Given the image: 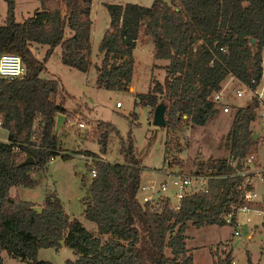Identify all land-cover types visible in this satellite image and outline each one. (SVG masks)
<instances>
[{"label": "trees", "instance_id": "16d2710c", "mask_svg": "<svg viewBox=\"0 0 264 264\" xmlns=\"http://www.w3.org/2000/svg\"><path fill=\"white\" fill-rule=\"evenodd\" d=\"M3 1L0 53L17 54L24 73L12 81L0 78L1 128L7 134L0 141V253L6 251L23 264H53L37 260L38 249L64 246L73 258L63 264H195L185 245L187 223L226 225L220 215L230 211V201L238 203L240 194L235 191L240 180L235 175L237 162L256 143L248 126L255 120L257 98L235 109L224 137L229 157L202 163L218 178L208 181L207 192L186 195L178 210H169L163 199L139 203L141 169L128 131L118 139L121 162L85 152L95 158V176L87 185L83 216L96 225V233L69 217L54 193L44 195L36 212L32 203L11 197L9 191L18 185L32 188L31 171L59 153L53 127L56 115L65 114L55 101L58 82L39 74L46 70L55 46L60 47L63 65L87 71L91 0H38L39 9L21 22L14 19V0ZM151 1L149 6L105 2L109 23L97 45L102 58L96 66L97 87L125 91L132 77V50L141 32L152 39V57L168 63L162 81L136 93L133 105L152 110L164 104L166 128L174 129L183 115L200 127L214 117L218 110L210 96L227 75L255 91L262 77L264 0H168L174 5ZM33 43L46 47L40 58L30 50ZM97 126L98 150L105 153L109 135L119 134L110 122L99 121ZM28 157L32 163L20 165ZM245 257L246 264H254ZM0 264H4L1 258ZM216 264H231L230 252Z\"/></svg>", "mask_w": 264, "mask_h": 264}, {"label": "rangeland", "instance_id": "374dc122", "mask_svg": "<svg viewBox=\"0 0 264 264\" xmlns=\"http://www.w3.org/2000/svg\"><path fill=\"white\" fill-rule=\"evenodd\" d=\"M16 8L14 19L21 22L32 15L35 9H39L38 0H15ZM168 4L170 1L165 0ZM176 1V0H174ZM105 2L124 4L137 3L139 5H150L151 0H91L90 18L92 21L89 33L90 40V63L85 73L75 68L63 65L59 59L60 47L55 46L48 62L46 70L41 73V78L55 79L58 87L55 92V101L62 105L64 121L55 133L57 135L59 153L41 167L31 171L30 176L35 185L32 188L18 185L10 188L11 197H19L32 203L35 207L42 204L46 193H54L58 196L63 210L71 218H76L88 231L96 233V225L87 221L83 216L85 200L89 194L88 183L91 179L89 165L81 159L78 154L92 152L97 158L105 161L121 162L122 157L118 152L119 136L125 138L130 131L137 166L140 167V182L152 185L147 191L140 189L147 195L152 194V201L158 197L159 183L169 181L164 175L165 171L179 173H202L209 172V168L202 163L220 158H228V148L224 141L229 123L235 109L253 95L262 91L264 84L261 83L259 90L247 91L248 89L240 81H227L222 86L224 94L222 101L215 105L218 113L209 118L203 125H193L185 115L179 120L174 129L155 127L151 124L153 109L149 106L141 107L133 105L136 93H144L152 86L153 81L161 82L164 66L167 60H157L152 57V39L139 32L135 46L132 50L133 69L131 80L127 82L125 91L105 90L95 85L96 66H99L102 58L97 51L100 37L108 29V15L104 8ZM177 3V1H176ZM6 5L0 0V25L5 16ZM45 46L31 44L30 50L40 58L45 51ZM260 84V83H259ZM258 84V85H259ZM246 88V89H245ZM244 91L241 97H235L236 90ZM264 91V90H263ZM258 99V98H257ZM119 102L121 105H115ZM226 106L227 112L220 110ZM256 110V115H257ZM166 106L164 117L166 118ZM110 122L119 135L111 133L107 139L106 152L98 150L97 135L98 122ZM82 127H77L78 123ZM131 122V123H130ZM261 119L256 117L248 128L257 133L254 149L250 154L255 155L252 164L256 167L260 157L264 163V129L260 127ZM6 134L0 129V140L5 139ZM69 137V138H68ZM78 141H82V144ZM77 142V143H76ZM84 148L86 150H82ZM90 150V151H89ZM92 150V151H91ZM247 156V155H246ZM243 160H238L240 169H245ZM238 169V168H237ZM257 174V175H256ZM257 172L251 175L255 182L256 197L254 202L248 203L251 208L262 209L264 202V182L259 181ZM173 186H168L161 194L172 196ZM142 193H139V197ZM138 197V198H139ZM234 202L229 203L233 207ZM244 203H240L242 205ZM248 205V206H249ZM254 213V212H252ZM249 215L248 227L244 224L234 234L231 225H203L195 227L191 222L187 223L185 229V245L189 250L195 264H216L217 260L223 259L226 252H230L231 264H246V254L250 256L253 263L264 264V215L257 216L256 213ZM244 213H240L238 219ZM252 233L250 238L246 235ZM103 238H101L102 240ZM261 251V253H259ZM165 256L170 257L169 249H165ZM0 258L4 264H23L18 258H14L1 251ZM72 259V253L64 246L54 248H39L36 259L46 260L53 264H63L64 259Z\"/></svg>", "mask_w": 264, "mask_h": 264}, {"label": "built area", "instance_id": "2783aa9c", "mask_svg": "<svg viewBox=\"0 0 264 264\" xmlns=\"http://www.w3.org/2000/svg\"><path fill=\"white\" fill-rule=\"evenodd\" d=\"M264 50V49H263ZM24 73V65L22 63V60H20V57L17 54H11V53H0V78L5 79L7 81H12L15 80V78H20ZM225 86H222L219 88V90L216 93H213L210 96V101L214 104V107L216 104L220 103L223 98V90ZM246 87V86H245ZM247 88V87H246ZM245 88V89H246ZM248 89V88H247ZM247 91H250L249 89ZM253 92V91H252ZM262 91L258 92L257 95H253L251 98H258L257 99V106L255 109L258 111L256 117L261 119L260 122V127L264 129V105L261 103V96H262ZM244 91L238 89L236 90L235 97H241L243 95ZM116 106H120L121 104L119 102L115 103ZM223 112H227V107L223 106L220 108ZM82 123H78L77 127H82ZM0 128H1V116H0ZM34 138V137H32ZM0 141H5V140H0ZM13 152L15 154L18 153L17 149H13ZM78 156L83 159L90 167V177L95 176V169L93 166V162L95 160L94 157L87 156L83 153L78 154ZM255 155L253 154H248L245 157V160L243 162V165H245V169L241 170L239 165L238 169H236L235 175L237 177H240L239 184L236 185L235 191L240 192L239 198H238V203L234 204L233 207L229 206L230 211H224L221 215L220 218L224 220V222L228 225H231L234 229V234L239 230L241 223L243 222H249V218L247 216L248 212H254L257 214H261L263 209H255L251 208L248 203L254 202L253 200L256 197V187H255V181L251 179V175L253 173L260 172L264 174V163H260L262 160V157L257 160L259 164L255 167L252 162L256 159H254ZM101 159V158H100ZM103 160V159H101ZM164 175H166L169 178V181H162L159 183V191L165 192L167 190L168 186H173L175 189L172 196L169 197L168 195H164L158 193L157 199H163L166 200L167 206L169 210L171 211H176L179 209L181 205V200L186 196L190 194H195V193H205L207 192L208 189V181L211 179H216L218 178L217 176H214L210 174L209 172H202V173H179L173 172V171H165ZM257 175V174H256ZM259 181L262 180V176H258ZM152 188V185H145L141 189L147 191L148 189ZM142 195L139 197L137 196V199L140 204L147 203L152 201V194L148 193L145 195L144 192H142ZM139 197V198H138ZM244 203L240 205V203ZM249 205V206H248ZM244 213L245 216L241 219H238V216L240 213ZM234 214V217L232 216Z\"/></svg>", "mask_w": 264, "mask_h": 264}, {"label": "water", "instance_id": "95a60500", "mask_svg": "<svg viewBox=\"0 0 264 264\" xmlns=\"http://www.w3.org/2000/svg\"><path fill=\"white\" fill-rule=\"evenodd\" d=\"M251 44H254V40H250ZM164 104L158 103L154 108H153V117L151 120V124L155 127L163 128L165 126V117H164ZM65 116L63 114H57L55 117V123L53 127V133H56L57 130L59 129L60 125L64 121ZM257 136V133L253 134L252 137L255 139ZM32 163V159L30 157L24 159L22 162H20V165H27ZM239 167L237 163V168ZM36 212H40L41 208L40 207H32ZM62 241H59L61 243ZM62 244V243H61Z\"/></svg>", "mask_w": 264, "mask_h": 264}, {"label": "crops", "instance_id": "0c3cea01", "mask_svg": "<svg viewBox=\"0 0 264 264\" xmlns=\"http://www.w3.org/2000/svg\"><path fill=\"white\" fill-rule=\"evenodd\" d=\"M14 13H15V8H16V1L14 0ZM147 6H149V5H147ZM261 54H262V57H261V72H262V77H261V80H260V84L258 85V87L256 88V91L257 90H259V88H260V86H261V83L262 84H264V50H262V52H261ZM39 76L41 77V73L39 74ZM231 81V80H236L235 78H233L231 75H227L226 77H225V79L222 81V83L221 84H225L227 81ZM263 90H264V87L262 88ZM261 103L264 105V91L262 92V96H261ZM243 105V104H242ZM239 106H241L240 104H239ZM0 129H3V128H0ZM4 130V129H3ZM5 131V130H4ZM5 134H6V132H5ZM6 137H7V134H6ZM6 137H5V139H6ZM69 138V137H68ZM5 139H3V140H5ZM79 143H81L82 144V141H78ZM77 143V142H76ZM82 150H86V149H84V148H81ZM90 151V150H89ZM92 151V150H91ZM92 152H94V151H92ZM102 158V157H101ZM105 160V159H104ZM144 185H146V184H144ZM143 187V185H141V182H140V189ZM140 189L138 190V193H137V196H139V193H141L140 192ZM251 213L252 212H248L247 213V216H248V218H249V220H250V216L249 215H251ZM252 214H254V213H252ZM261 215H264V212H262L261 214H259V216H261ZM245 216V214H242V216L240 217L241 219L243 218ZM244 224V226L245 227H248V223H241V225H243ZM253 234L252 233H248L247 235H246V237L247 238H250L251 236H252ZM259 253H261V251L259 252ZM247 256H248V254H246ZM249 259H250V261L252 262V260H251V258H250V256H249ZM253 263V262H252ZM233 264H234V261H233ZM254 264H259L258 262L257 263H254Z\"/></svg>", "mask_w": 264, "mask_h": 264}]
</instances>
